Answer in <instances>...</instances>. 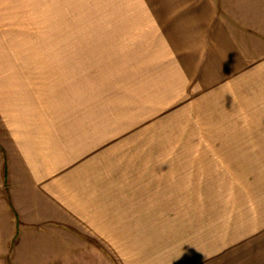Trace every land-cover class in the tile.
<instances>
[{
	"label": "rangeland",
	"instance_id": "rangeland-1",
	"mask_svg": "<svg viewBox=\"0 0 264 264\" xmlns=\"http://www.w3.org/2000/svg\"><path fill=\"white\" fill-rule=\"evenodd\" d=\"M187 14L0 0V264H264V44L226 70Z\"/></svg>",
	"mask_w": 264,
	"mask_h": 264
},
{
	"label": "crops",
	"instance_id": "crops-1",
	"mask_svg": "<svg viewBox=\"0 0 264 264\" xmlns=\"http://www.w3.org/2000/svg\"><path fill=\"white\" fill-rule=\"evenodd\" d=\"M180 11L187 12L186 17L189 19V23L183 24V20L179 16L175 18V26H179L181 23L188 29L186 32L181 26L182 31L185 32L180 36L187 35L188 43L213 45L211 50L215 58L226 61V70L234 68V64L230 65L229 61L235 60L240 63L245 59L244 51L239 45L244 43L264 44V0H175V12L179 13ZM235 66L237 67L236 64ZM257 66H264V57ZM262 103H260V107L263 105ZM260 113L264 114V109ZM259 123L264 122H258L255 129L260 131L259 138L264 139V128H260L262 125ZM4 182L5 172L1 173L0 171V211L3 208L2 185ZM252 211V215L258 214L262 221H258V223L256 221L257 228H252V232L250 231L246 235L256 236L254 240H257V243L261 245L260 238L264 237V199L261 204H258L256 200L253 201ZM247 229L250 230L249 227ZM2 235L3 231L0 230V238ZM242 239L243 237L240 241ZM255 242L253 241V244Z\"/></svg>",
	"mask_w": 264,
	"mask_h": 264
},
{
	"label": "trees",
	"instance_id": "trees-1",
	"mask_svg": "<svg viewBox=\"0 0 264 264\" xmlns=\"http://www.w3.org/2000/svg\"><path fill=\"white\" fill-rule=\"evenodd\" d=\"M5 182H7V175H6V171H5Z\"/></svg>",
	"mask_w": 264,
	"mask_h": 264
}]
</instances>
